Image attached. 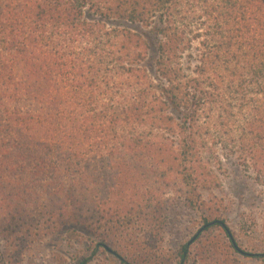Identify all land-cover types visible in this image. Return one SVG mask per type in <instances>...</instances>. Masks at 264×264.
I'll use <instances>...</instances> for the list:
<instances>
[{
	"label": "trees",
	"instance_id": "obj_1",
	"mask_svg": "<svg viewBox=\"0 0 264 264\" xmlns=\"http://www.w3.org/2000/svg\"><path fill=\"white\" fill-rule=\"evenodd\" d=\"M229 161L264 196V0H0L2 264L68 226L120 264H243L204 198Z\"/></svg>",
	"mask_w": 264,
	"mask_h": 264
},
{
	"label": "rangeland",
	"instance_id": "obj_2",
	"mask_svg": "<svg viewBox=\"0 0 264 264\" xmlns=\"http://www.w3.org/2000/svg\"><path fill=\"white\" fill-rule=\"evenodd\" d=\"M228 172L223 177L224 185L220 190L204 193L206 201H214L225 222L235 235L237 246L246 255L238 254L243 264H264L262 259L253 255L264 252V241L258 235L248 233L244 225L253 217H261L264 212L262 188L255 184L252 175L234 161H229ZM200 216L188 209L170 211L169 233L167 242L176 248L179 243L193 240L200 230ZM74 227L64 228L60 234L42 241L34 242L24 256L15 264H79L83 259H90L89 264H120L112 255V248L106 247L107 253L96 251L92 238L85 230L78 228L79 236H70ZM94 240V239H93ZM4 244L1 242V248ZM2 264V261H0Z\"/></svg>",
	"mask_w": 264,
	"mask_h": 264
},
{
	"label": "water",
	"instance_id": "obj_3",
	"mask_svg": "<svg viewBox=\"0 0 264 264\" xmlns=\"http://www.w3.org/2000/svg\"><path fill=\"white\" fill-rule=\"evenodd\" d=\"M197 235H199V233H198ZM197 235H196V237H197ZM196 237L192 240V242L196 239ZM192 242H191V243H192Z\"/></svg>",
	"mask_w": 264,
	"mask_h": 264
}]
</instances>
